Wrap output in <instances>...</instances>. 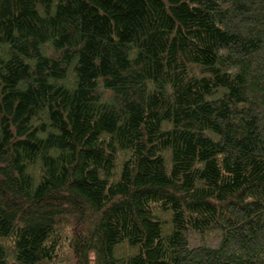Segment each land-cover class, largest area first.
<instances>
[{"label": "trees", "instance_id": "16d2710c", "mask_svg": "<svg viewBox=\"0 0 264 264\" xmlns=\"http://www.w3.org/2000/svg\"><path fill=\"white\" fill-rule=\"evenodd\" d=\"M0 264H264V0H0Z\"/></svg>", "mask_w": 264, "mask_h": 264}]
</instances>
